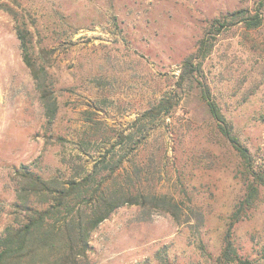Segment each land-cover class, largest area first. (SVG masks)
Instances as JSON below:
<instances>
[{
  "label": "rangeland",
  "instance_id": "obj_1",
  "mask_svg": "<svg viewBox=\"0 0 264 264\" xmlns=\"http://www.w3.org/2000/svg\"><path fill=\"white\" fill-rule=\"evenodd\" d=\"M243 8L261 25L213 28ZM205 35L214 46L202 75L181 81ZM199 79L264 167V0H0V234L24 216L14 203L27 165L60 184L88 177L77 210L101 193L137 198L91 231L77 264H224L229 229L234 255L264 264V183L234 220L254 177ZM177 92L170 113L143 117Z\"/></svg>",
  "mask_w": 264,
  "mask_h": 264
},
{
  "label": "trees",
  "instance_id": "obj_2",
  "mask_svg": "<svg viewBox=\"0 0 264 264\" xmlns=\"http://www.w3.org/2000/svg\"><path fill=\"white\" fill-rule=\"evenodd\" d=\"M237 18L242 19L248 27H258L263 21L259 13L251 14L248 9L243 8L214 19L212 26L215 30L220 31L227 25L229 19ZM17 33L21 40L26 63L31 67L35 77L40 76L42 71L36 69L30 60L29 31L17 26ZM213 46L214 42L210 35H205L199 40L196 53L188 57L183 64L184 71L181 81L186 78V74L202 75V62L209 55ZM194 60L197 61V64L193 69ZM198 83L201 96L216 121L219 131L238 151L244 166L254 177L248 186V196L243 202H240V207L235 212L234 220H236L239 218L244 204L254 198L259 190V185L264 183V167L256 169L253 155L248 146L234 132L232 124L221 110L210 86L200 79ZM44 91L46 90L44 89ZM179 102V92L172 97H162L143 113V117L154 118L163 113L168 114ZM16 172L22 178L21 188L18 189L19 200L14 203V206L17 209V216L22 213L24 216L22 220L19 219V222L7 225L3 233L0 234V264H77L78 257L88 248L91 231L108 218L119 205L137 201V198L132 196L124 198L114 194L108 196L101 193L97 199L93 198L89 208L84 211L77 210L79 203L74 200L82 196L81 191L87 183L88 177L82 179L84 181L72 178L67 184H60L56 178H44L36 174L27 165H21ZM32 195H42L48 204H36L31 199ZM163 201L168 204L165 200ZM171 211L175 212V209ZM235 251L229 229L225 237L224 250L218 258L219 262L223 261L225 264L238 260L241 264H253L249 260L237 258L234 255Z\"/></svg>",
  "mask_w": 264,
  "mask_h": 264
}]
</instances>
